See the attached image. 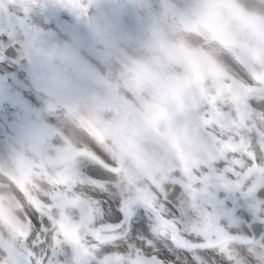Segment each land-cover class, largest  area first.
<instances>
[{"label":"snow or ice","instance_id":"obj_1","mask_svg":"<svg viewBox=\"0 0 264 264\" xmlns=\"http://www.w3.org/2000/svg\"><path fill=\"white\" fill-rule=\"evenodd\" d=\"M151 128L93 145L51 202L28 197L23 222L0 231V264H264V242L239 233L221 198L253 201L264 232V70L225 56Z\"/></svg>","mask_w":264,"mask_h":264},{"label":"clouds","instance_id":"obj_2","mask_svg":"<svg viewBox=\"0 0 264 264\" xmlns=\"http://www.w3.org/2000/svg\"><path fill=\"white\" fill-rule=\"evenodd\" d=\"M144 23L148 39L140 54L121 61L107 90L85 98L67 80L56 81L77 125L98 145L117 146L130 136L142 141L153 119L170 116L225 56L264 70V0H187L185 7L166 8ZM27 141L11 153L17 177L50 148L41 130L30 132Z\"/></svg>","mask_w":264,"mask_h":264},{"label":"rangeland","instance_id":"obj_3","mask_svg":"<svg viewBox=\"0 0 264 264\" xmlns=\"http://www.w3.org/2000/svg\"><path fill=\"white\" fill-rule=\"evenodd\" d=\"M44 1L45 0H21L20 4L12 5L7 3V0H0V3H3L5 5L4 8L0 9V25L3 24L6 20L5 18L1 20V18L5 15H8L14 17L15 20L19 21L22 25V29H26L27 32L47 35L48 33L57 32L54 27H58V29H60L61 27H67L69 25L68 23L73 19H76L77 17H81L80 20L86 18L87 12H84V14H82L79 10H74L72 8L63 6L62 4L57 2V0H54L55 7H53L52 10L49 11L47 3H44ZM83 1L85 0H80L81 3H83ZM134 2H136L137 10L139 11L140 17L143 21L145 20V14L146 17H148V13H150V15L158 14L157 10L154 7L155 5L151 6L150 12L147 8L149 6H146L144 4V0H136ZM131 3L132 2L130 0H121L120 5L118 3L112 6L111 0H105L100 16L101 18L106 19V21L108 19L113 20L117 25L125 26L124 24H126V22H129V19L131 17L130 13L133 10L131 7L133 3ZM159 3V13L166 8H175L176 6L175 0H173L168 6L165 5V8H162L165 2L159 0ZM184 5V2L183 5L182 3H180L177 9H180L181 6L183 8ZM89 11L91 12L92 10ZM108 29L114 28L108 27ZM137 29H146V26L145 24L138 25ZM84 31L88 34L89 29H86ZM122 35V30L117 29L116 36L122 37ZM136 36L141 42H143V39L141 38L143 35H141L138 31H136ZM56 42L59 41L56 40ZM61 42H63V40H61ZM97 44H99L98 46H100V42H97ZM137 46L138 44L136 45L135 43H130V47L132 48L126 47L121 50V47H119L120 51H116V54L119 56H117L115 60L112 59L113 64L109 67V70H111V72L107 75L108 84L104 86V90H107V88L112 84L113 74L120 67L121 61L128 57L140 54L142 48L138 50L135 49L136 51L133 50V48H136ZM55 49L56 50L52 52H50V50H44L41 53V58L39 57L40 59L37 63L36 70L41 69L40 72L48 70L47 62H53L55 60L54 62L57 63L56 67H58L59 71L60 66L65 61L62 53L66 49L65 47L58 48L57 46H55ZM123 50L128 51L125 54L124 58H122V55H120ZM79 51L82 55L80 59V61L82 62L85 60L86 54L82 52V50ZM65 54L66 51L64 52V55ZM80 61L74 60L75 65H83L89 68L94 67L93 60H91V62L85 63H81ZM106 74L107 72L105 71V75ZM59 75L60 74H58V76ZM35 79L36 76L29 73V70L22 73L18 66L8 63L2 56H0V89L2 90L0 96V127L4 131L9 146L11 148H15L13 150H19L26 147L25 144H27L28 142L27 137L29 133L35 130H39V127L43 126L44 117L40 116L39 119H37L35 116L24 118L26 114L20 113L17 109H13L9 106L10 100L15 101V98H17V92L24 96V99L29 108L33 110L38 111L39 108L37 107L41 103H43L44 105V100L47 95L51 94L52 89L48 90V83L42 82L40 80L37 83L38 88H33L31 81H34ZM24 87H26L27 89H24ZM69 109L70 107L57 108L51 113L49 112V114H47V120L45 122L48 125L53 126L58 121L59 123H62L58 126L57 129L60 131L59 134L61 133V136L64 135V138L69 139L70 145L65 154L64 151L67 147V142L62 146L60 145L61 147H58L55 144V138H52L54 136L53 133L51 132L46 134L47 143L49 144L50 148L49 151L37 161L39 162V165L42 164V167L47 169L48 171H43L39 168L36 171L35 178H29L28 175H25L23 176V178H21L22 182L25 185H30L31 191H61L60 181L65 174L60 173V168L62 170L63 168H67L72 153L76 151H86L95 156L97 155L93 145L98 146V144L92 138H90L86 132L83 131L82 127L77 125L75 117L70 113ZM62 115H64V117H62ZM31 127L32 130H30ZM58 141L60 142L59 139ZM57 147L59 152L64 153H58ZM48 176H50L51 178H48ZM253 204L249 207V211H254Z\"/></svg>","mask_w":264,"mask_h":264},{"label":"flooded vegetation","instance_id":"obj_4","mask_svg":"<svg viewBox=\"0 0 264 264\" xmlns=\"http://www.w3.org/2000/svg\"><path fill=\"white\" fill-rule=\"evenodd\" d=\"M0 205H1V203H0Z\"/></svg>","mask_w":264,"mask_h":264}]
</instances>
